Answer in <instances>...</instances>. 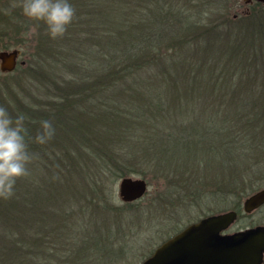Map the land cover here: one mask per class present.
Wrapping results in <instances>:
<instances>
[{
  "label": "trees",
  "instance_id": "1",
  "mask_svg": "<svg viewBox=\"0 0 264 264\" xmlns=\"http://www.w3.org/2000/svg\"><path fill=\"white\" fill-rule=\"evenodd\" d=\"M235 2L71 0L72 22L52 38L21 0H0V45L18 35L29 57L20 67L41 74L45 97L0 105L25 114L28 138L42 119L56 129L44 144L28 139L51 162L34 158L0 197V264H131L140 221L110 210L107 173L172 182L149 228L150 211L211 187L246 213L242 198L264 181V3L233 19Z\"/></svg>",
  "mask_w": 264,
  "mask_h": 264
},
{
  "label": "rangeland",
  "instance_id": "2",
  "mask_svg": "<svg viewBox=\"0 0 264 264\" xmlns=\"http://www.w3.org/2000/svg\"><path fill=\"white\" fill-rule=\"evenodd\" d=\"M5 1L12 3L15 0H1V3L6 4ZM235 1L236 2L234 4L236 5L234 6L231 14V17L233 19L239 17L240 14L252 10L250 4L254 3L253 1ZM9 37L10 41L8 39V45H6V47L0 45V50L18 49L20 51L18 61H23L22 65H26V63L29 62V60L27 61V59L29 58L28 53L26 54L24 49L19 46L17 41L18 35L14 32L12 34L9 32ZM26 37L28 38L29 35L26 34ZM19 64L20 63L18 62L17 66L9 72H1L0 70V100L2 99V101H9L10 103H12V106L16 105L18 101L25 105L31 104L32 106H34L35 103H42L41 101L45 97H43V90L39 79V76H41V74H27L22 70V67H20L21 64ZM30 64L33 65L34 63L30 62ZM28 139L30 141L34 140L33 136H30ZM36 148L37 147L30 148V150H32L31 153L34 154L35 160H38V158H40L43 161L44 158L49 157L46 161L48 163L51 162L54 152H48V155L46 157H41V154L44 152L41 153L40 150H37ZM42 165L44 167V164ZM37 173L38 168L36 169V174ZM107 175V196L110 204V210H120L124 214V216L132 215L135 219H138V222L140 221V226L134 227L133 229H141L140 231L143 236V243L141 246L139 245L140 248H137V252H133L131 254V264H135L133 262L137 261L138 255L145 251L147 252L150 246H156L160 241L166 239L186 224L210 213H217L232 209L231 206L232 202L234 201L233 197L231 195L229 196L230 193L224 194L222 192L215 191L213 187L204 189L201 199L197 198L196 200L191 202L189 201V198L186 197L184 200L182 199L181 201H179L177 205H171L169 200L164 206L163 210H156L158 213L150 211V215L151 217H153V219H151L152 227L149 228V223H147V221L143 219L144 217L148 216L149 209L153 210L152 201L156 197V195L165 193V188L169 185H172V182L170 181L169 184L163 178H151L150 180L148 179L150 182L149 184H147V190L144 195L135 200L138 201V203L129 207V205L127 206L124 204V202L118 195V182L120 178L124 176L116 177L114 174L109 175L108 173ZM127 176L142 177L141 175L137 174H130ZM258 183H262L261 186L259 185L260 188L264 187V181H262L261 179L254 180L253 182V184L255 185ZM184 187L182 188V190H187V188L184 189ZM167 197H170L169 192ZM245 197L246 195L242 198L241 204ZM166 199L169 198H164V201ZM170 199H173V196ZM173 214L174 216H172ZM255 224H264V204L250 212H246L241 216H237V218L229 225L226 231L232 232ZM68 244L70 245V242H68ZM134 251H136V248ZM65 254L66 251L60 253L59 255H61L60 257H64ZM139 262L140 260H138L136 264H139Z\"/></svg>",
  "mask_w": 264,
  "mask_h": 264
},
{
  "label": "water",
  "instance_id": "3",
  "mask_svg": "<svg viewBox=\"0 0 264 264\" xmlns=\"http://www.w3.org/2000/svg\"><path fill=\"white\" fill-rule=\"evenodd\" d=\"M19 53L18 49L0 50V70H13ZM146 190L147 181L142 177L124 176L118 182V195L123 202L139 199ZM262 204L264 187L248 194L242 201L244 212ZM237 215L235 209H229L188 223L158 244L140 264H262L264 224L227 232Z\"/></svg>",
  "mask_w": 264,
  "mask_h": 264
},
{
  "label": "clouds",
  "instance_id": "4",
  "mask_svg": "<svg viewBox=\"0 0 264 264\" xmlns=\"http://www.w3.org/2000/svg\"><path fill=\"white\" fill-rule=\"evenodd\" d=\"M21 3L24 15L37 22L43 21L52 38L62 36L75 15L71 0H21ZM38 29V23L32 24L28 35L36 34ZM25 120V114L13 115L6 106L0 105V197L13 195L17 178L28 174V164L34 159L29 151ZM55 130L51 119H42L33 139L44 144L53 137Z\"/></svg>",
  "mask_w": 264,
  "mask_h": 264
},
{
  "label": "flooded vegetation",
  "instance_id": "5",
  "mask_svg": "<svg viewBox=\"0 0 264 264\" xmlns=\"http://www.w3.org/2000/svg\"><path fill=\"white\" fill-rule=\"evenodd\" d=\"M251 1L260 2V1H256V0H251ZM251 1H248V2H251ZM18 62L20 63V60L18 61V57H17V64H18ZM17 64H16V66H17ZM20 64L22 65L23 63H20ZM20 64H19V65H20ZM16 66H15V67H16ZM1 72H9V71H1ZM180 229H181V228H180ZM176 232H177V231H176ZM171 235H172V234H171ZM171 235H170V236H171ZM167 238H168V237H167ZM164 240H165V239H164ZM162 241H163V240H162ZM162 241H160L158 244H160ZM158 244H157V245H158ZM157 245H156V246H157ZM152 251H153V250H152ZM152 251H151V252H152ZM151 252H150V253H151ZM150 253H149V254H150ZM149 254H148V255H149Z\"/></svg>",
  "mask_w": 264,
  "mask_h": 264
}]
</instances>
